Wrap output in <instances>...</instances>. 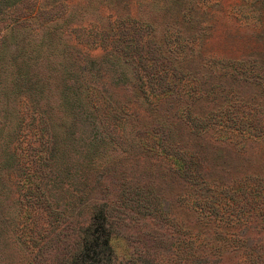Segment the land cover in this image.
I'll use <instances>...</instances> for the list:
<instances>
[{
	"label": "trees",
	"instance_id": "16d2710c",
	"mask_svg": "<svg viewBox=\"0 0 264 264\" xmlns=\"http://www.w3.org/2000/svg\"><path fill=\"white\" fill-rule=\"evenodd\" d=\"M29 1L0 0V264H49L61 240L58 264H110L130 149L169 158L196 209L256 204L242 245L263 247L264 171L220 173L179 132L264 140V0Z\"/></svg>",
	"mask_w": 264,
	"mask_h": 264
},
{
	"label": "rangeland",
	"instance_id": "374dc122",
	"mask_svg": "<svg viewBox=\"0 0 264 264\" xmlns=\"http://www.w3.org/2000/svg\"><path fill=\"white\" fill-rule=\"evenodd\" d=\"M53 14L48 11L42 17ZM179 137L197 149L200 156L205 155L210 161L218 158L216 169L220 173L264 171V140L248 141L245 148L241 142L220 141L183 130ZM108 177L113 178L110 188L116 197L109 207L113 246L110 264L264 263V245L257 252L242 245L241 230L256 220V204L244 200L231 205L228 193L219 205L208 201L200 209L194 208L185 198L177 197L190 189L188 180L169 158L152 151L130 149ZM148 186L164 198L146 199L142 193L136 194ZM123 190L130 193L123 196ZM235 196L239 197L236 193ZM248 230L247 235L254 239L260 235ZM261 235L264 238V233ZM61 242L45 251L49 264H58Z\"/></svg>",
	"mask_w": 264,
	"mask_h": 264
}]
</instances>
